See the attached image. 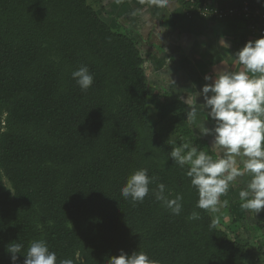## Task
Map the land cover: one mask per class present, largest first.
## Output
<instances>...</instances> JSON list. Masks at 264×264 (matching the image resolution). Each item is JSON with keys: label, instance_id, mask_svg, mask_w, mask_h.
Masks as SVG:
<instances>
[{"label": "trees", "instance_id": "trees-1", "mask_svg": "<svg viewBox=\"0 0 264 264\" xmlns=\"http://www.w3.org/2000/svg\"><path fill=\"white\" fill-rule=\"evenodd\" d=\"M142 65L135 42L88 0H0V264H12L10 243L24 245L23 264L33 240L46 241L57 264H109L121 250L159 264H247L250 244L209 227L169 143L215 153L182 102L149 89ZM81 66L94 76L86 91L72 78ZM141 168L157 179L133 203L120 189ZM158 183L183 196L179 215L156 200ZM193 211L200 219H188Z\"/></svg>", "mask_w": 264, "mask_h": 264}, {"label": "clouds", "instance_id": "clouds-1", "mask_svg": "<svg viewBox=\"0 0 264 264\" xmlns=\"http://www.w3.org/2000/svg\"><path fill=\"white\" fill-rule=\"evenodd\" d=\"M242 70L224 72L215 75L212 83L205 84L201 93L204 103L202 110L207 109V119L214 121V126L208 128L203 120L197 124L201 135L213 137L212 148H219L216 158L208 152L200 150L195 144L175 142L169 143L172 150L169 157L180 168L187 165L186 176L198 192L196 208L210 212H218L221 206L227 207L229 201L221 200L226 196L230 186L239 178L247 175L250 179L239 191L240 207L254 217L264 210V36L249 40L233 57ZM72 78L78 86L86 91L94 82V76L87 66H81L72 72ZM209 93L211 95H209ZM205 112V111H204ZM189 123L197 121L196 108H190L187 113ZM168 142V141H167ZM242 165V167H241ZM150 177L146 168L134 171L121 187L124 199L133 203H142L150 192L149 185L156 181ZM166 186L158 183L151 190L157 201L162 202L173 215L182 211L183 196L176 194L175 198L165 195ZM189 220L200 219V214L193 211ZM217 220H212L209 227L214 229ZM41 227V225H37ZM7 252L11 254L12 264H16L18 255L24 245L10 243ZM23 264H57V255L50 251L44 240L30 242ZM79 259L80 253H75ZM59 264H75L74 259L65 258ZM109 264H159L143 251H133L131 255L123 250L118 256H112Z\"/></svg>", "mask_w": 264, "mask_h": 264}, {"label": "crops", "instance_id": "crops-1", "mask_svg": "<svg viewBox=\"0 0 264 264\" xmlns=\"http://www.w3.org/2000/svg\"><path fill=\"white\" fill-rule=\"evenodd\" d=\"M88 1L112 31L123 33L135 42L143 59L142 69L149 89L160 97L182 102L186 113L196 108L197 121L190 123L195 136L207 143L215 155L220 152L219 148H212L213 137L201 135L197 128V124L207 119L208 111L202 110L204 97L197 93L202 92L205 84L212 83L206 76L214 78L224 72L242 70L233 58L242 38V25L212 18L186 19L184 0ZM197 1L201 5L223 8L239 6L245 0ZM205 126L212 128L214 121L207 119ZM249 179L247 175L239 178L230 186L228 194L221 197L229 204L219 208L221 214L216 220L217 227L220 224L228 227L226 233L233 235L232 239L248 242V251L251 250L259 262L258 256L264 257V210L254 217L240 207L239 191Z\"/></svg>", "mask_w": 264, "mask_h": 264}, {"label": "built area", "instance_id": "built-area-1", "mask_svg": "<svg viewBox=\"0 0 264 264\" xmlns=\"http://www.w3.org/2000/svg\"><path fill=\"white\" fill-rule=\"evenodd\" d=\"M186 19H215L218 21H237L242 25V38L237 50L249 40L264 36V0H245L239 6L213 7L201 5L197 0H184Z\"/></svg>", "mask_w": 264, "mask_h": 264}, {"label": "rangeland", "instance_id": "rangeland-1", "mask_svg": "<svg viewBox=\"0 0 264 264\" xmlns=\"http://www.w3.org/2000/svg\"><path fill=\"white\" fill-rule=\"evenodd\" d=\"M153 90V89H152ZM149 119L151 120V121H154L155 119H156V114H155V109H154V106H153V103H152V101L151 102H149ZM157 129H159V126L157 127ZM170 136L168 135V136H165V138H164V140L165 141H170ZM210 214H211V216H212V218L213 219H217V216H220V211L219 212H215V213H213V212H210ZM219 228H222L225 232H228V227L227 228H225L224 226H222L221 224L218 226ZM229 235V234H228ZM233 235H229V237L230 238H233L232 237ZM251 251V250H250ZM250 251H248V253H247V255H246V263L247 264H264V257L263 256H258L259 257V262H256V258H257V256L256 255H254V254H252V252H250ZM255 258H254V257Z\"/></svg>", "mask_w": 264, "mask_h": 264}]
</instances>
